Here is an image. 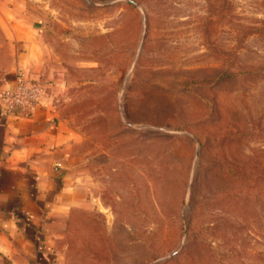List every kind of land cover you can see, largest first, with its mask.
Listing matches in <instances>:
<instances>
[{"label":"rangeland","instance_id":"rangeland-1","mask_svg":"<svg viewBox=\"0 0 264 264\" xmlns=\"http://www.w3.org/2000/svg\"><path fill=\"white\" fill-rule=\"evenodd\" d=\"M27 7L41 42L16 72L88 190L53 213L47 262L264 264V0Z\"/></svg>","mask_w":264,"mask_h":264},{"label":"crops","instance_id":"crops-1","mask_svg":"<svg viewBox=\"0 0 264 264\" xmlns=\"http://www.w3.org/2000/svg\"><path fill=\"white\" fill-rule=\"evenodd\" d=\"M27 4L0 0V89L14 86L17 68L33 75L31 49L41 41ZM69 148L50 97L42 95L27 114L0 107V255L7 264H49L53 213L87 201V187L68 161Z\"/></svg>","mask_w":264,"mask_h":264},{"label":"built area","instance_id":"built-area-1","mask_svg":"<svg viewBox=\"0 0 264 264\" xmlns=\"http://www.w3.org/2000/svg\"><path fill=\"white\" fill-rule=\"evenodd\" d=\"M42 91L39 84L17 71L14 86L0 89V107L3 112L14 115L31 113L42 97Z\"/></svg>","mask_w":264,"mask_h":264}]
</instances>
